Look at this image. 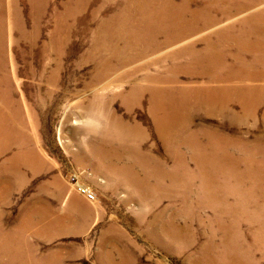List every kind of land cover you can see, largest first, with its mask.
<instances>
[{"label":"rangeland","instance_id":"rangeland-1","mask_svg":"<svg viewBox=\"0 0 264 264\" xmlns=\"http://www.w3.org/2000/svg\"><path fill=\"white\" fill-rule=\"evenodd\" d=\"M6 1H3L4 5ZM118 2L45 0L41 18L33 21L30 1L16 0L17 19L21 27L14 28L9 25L7 17L4 19V54L10 90L13 92L10 103L20 108L14 117L22 130L12 136L9 148L0 152V242L6 244L0 248L2 264H17L11 259L13 254H19V264L26 261L30 264H205L199 259V251L213 230L211 220L207 222L208 217L212 219L210 212L202 211L201 214L196 210L200 223L186 221L181 214L179 194L166 193L157 205L144 203L112 169L114 165L122 166L124 161L118 164L98 161L89 150L91 144L106 151L119 149L122 145L128 149L130 138L126 139L125 135L136 122L147 136L142 143V152L147 157L160 160L158 165L164 170L171 168L169 154L155 135L152 118L147 113V97L141 107L127 112L121 100L113 96L126 91V84L114 83L108 88L103 83L91 81L93 64L85 62V57L91 49L95 27L101 21L105 30H109L110 24L106 22L118 11ZM199 4L193 3L195 6ZM156 8H152L153 12L147 17L133 16L131 34L143 39L147 27L154 32L150 25L164 19L162 7ZM247 15H240L228 23L225 21L223 26L241 21L244 18H240ZM113 18L115 20L120 16ZM124 20L127 23V17L121 19ZM189 22L192 21L185 16L184 25ZM59 24L62 30L58 37L62 36V32L63 44L59 42L45 54L43 48ZM238 31L244 34L246 47H220L225 33H217L214 51L239 56L249 46L264 41V34L256 32L250 36L248 33L253 30L249 31L245 23ZM209 32H204L196 40L212 36L213 31ZM23 33L30 37L23 36ZM258 50L261 52L252 56L249 65H235L243 66L246 72L259 67L263 69L264 42ZM175 51L170 50V55ZM199 56L200 52L191 58L185 56L182 64L173 69L196 72L190 62L198 60ZM222 66L216 67L221 69ZM180 81L188 80L180 76ZM170 85L163 90H169ZM165 94L167 92L156 97L157 100L161 101ZM106 102L110 104L108 108ZM235 111L238 110L235 108ZM260 114L257 120L242 121L241 115L224 110L199 112L191 116L195 119L189 131L201 140L197 161H208L206 166L213 170V181L218 180V184L226 187V196L231 200L229 209H239L237 214L250 217L248 224L240 220L239 232L245 248L251 251L253 264H264L263 256L250 240L252 231L257 233L252 227L258 229L256 222L264 220H259V212L246 210L247 203L262 200L258 193L248 192L259 184V162L264 163V124L259 120ZM208 131L212 137L206 136ZM207 138H212L210 144ZM215 140L217 142L212 144ZM218 149H223V158H216L215 154L221 155V152L215 151ZM180 153L185 157L189 154L186 148H181ZM13 157L18 168L5 169L14 163ZM246 161L258 163L246 166ZM72 175L94 193V200L88 201L76 192L70 183ZM235 180L241 184L237 185ZM168 185L164 181L165 188ZM193 198L198 199V195L194 194ZM156 218L159 223L154 221ZM171 225L178 227H175L176 230L168 229V233L157 229ZM182 226L192 230L194 239L190 240L187 249V243L183 239L178 240ZM219 240L220 237L215 238V243Z\"/></svg>","mask_w":264,"mask_h":264},{"label":"bare ground","instance_id":"bare-ground-1","mask_svg":"<svg viewBox=\"0 0 264 264\" xmlns=\"http://www.w3.org/2000/svg\"><path fill=\"white\" fill-rule=\"evenodd\" d=\"M3 1L0 0V152L8 149L12 136L22 130L14 117L20 108L10 103L13 92L10 90L11 82L6 70L7 59L4 54L6 46L2 33L5 17L9 25L14 28L21 27V22L17 19L19 13L15 7L16 0H5L6 5ZM29 1L33 21L40 19L45 0ZM193 3L200 4L195 6ZM117 4L119 8L113 13L115 14L113 17L120 16V18L114 20L111 17L109 21L102 22L110 24L107 28L109 30H105V24L101 25V21L100 23L98 21L95 27L91 49L85 57V62L93 64L94 75L91 81L103 83L107 87L114 83L126 84V91L123 90L113 96L121 100L127 112L141 107L143 99L147 97L149 102L147 113L152 118L155 135L166 149L165 152L169 154L171 168L164 170L158 165L160 160L147 157V154L142 152V143L146 141L147 136L140 124L136 122L125 135L126 139L128 136L130 138L131 145L128 149L122 145L119 149L111 148L106 151L91 144L92 146L89 147L91 154L98 161H111L115 164L124 161L122 166L114 165L112 169L121 178L123 184L138 194V197H141L146 204L157 205L161 196L166 193L179 194L181 214L186 221L198 222L199 214L197 213L210 212L212 219L206 218L207 222L211 220L210 226L213 230L208 234L206 242L200 246L199 259L202 263L253 264L251 251L245 248L244 239L239 232L240 220L248 224L251 222L250 217L237 214L239 209L236 211L229 209L231 200L226 196L228 194L226 187L218 184L216 182L218 180L213 181V170L206 166L208 161L207 163L197 161L201 140L189 131L195 119V116L191 117L192 115L212 110L237 113L241 115L242 121L257 120V115L261 112L259 120L264 124V68H253L252 72H246V69L245 71L242 69L243 66H240V69L235 65L248 64L252 56L261 52L258 47L260 48L264 41L245 48L244 53L239 56L214 51V41H216L214 38L217 33H225L224 40L219 43L220 47L241 49L246 47L248 45L246 38H243L244 34L238 31L243 23L249 26V31L253 30L252 33H248L250 36L256 32L264 34V8L261 9L264 7V0H177L176 2L174 0H119ZM155 7L156 9L162 7L164 19L158 16L161 21L156 25H150L154 28V32L147 27L143 39L136 38L131 34V28H133L131 19L136 15L147 17L151 15L152 8ZM245 13L249 15L240 18H244L243 20L223 26L225 21L228 23ZM185 16L192 22L184 25ZM125 17H127V23L125 20L121 21ZM58 21L60 22L59 18ZM34 30H36V21ZM61 30L59 24V28L50 34L49 41L43 48L45 54L59 42L63 44V33L61 32L62 36L58 37ZM208 31H213V35L196 40ZM233 32H235L233 35L239 34L236 37H229ZM34 33L35 31L33 35ZM22 35L30 37L29 34ZM182 44L185 48H180ZM170 50L176 51L170 55ZM199 52V59L190 62L196 72L173 69L182 64V58L185 56L191 58ZM165 53L167 55H164ZM263 62L262 65H264ZM164 63L168 65L165 67ZM217 65L223 66L220 69L216 67ZM180 76L186 77L188 81L181 82ZM111 77L114 79L110 80ZM52 78L55 79L54 76ZM168 84H171L170 89L163 90ZM149 87L153 89H148ZM164 92L167 94L162 97L160 105L161 101L156 97H160ZM109 105L106 102L107 108ZM235 108L238 111H235ZM233 119L235 120L236 117ZM207 135L211 136V132L208 131ZM211 139L207 138V143L210 144ZM216 142L215 140L212 144ZM181 148L188 150V156L185 157L180 153ZM215 151L221 152V155L215 154L216 158L224 157L223 149ZM12 161L14 163L5 169L18 168L15 157ZM257 163L258 161H246L244 165L254 166ZM259 165V184L254 185V189H249L248 192L258 193L262 200L247 203L246 210L259 212V220H264V163L260 161ZM164 181L169 183L167 188L164 186ZM235 181L237 185L241 184L239 180ZM194 194L198 195V199L194 200ZM196 210L199 212L196 213ZM200 218L202 220V217ZM154 221L159 223L157 218ZM256 225L258 229L256 227L252 229L257 233L252 231L250 240L264 258V222H256ZM175 227L171 225L157 229L168 233V229L176 230ZM179 230L178 240L183 239L187 243V246L185 245L187 249L190 247V240H194L192 230L188 226ZM217 237H220V240L216 244ZM17 240L20 239L17 238ZM5 246L4 242H0V248ZM11 259L19 264L20 256L13 254ZM25 264L30 262L26 261Z\"/></svg>","mask_w":264,"mask_h":264},{"label":"built area","instance_id":"built-area-1","mask_svg":"<svg viewBox=\"0 0 264 264\" xmlns=\"http://www.w3.org/2000/svg\"><path fill=\"white\" fill-rule=\"evenodd\" d=\"M70 183L74 186L76 192L86 200H94V193L88 187L82 185L75 175L70 177Z\"/></svg>","mask_w":264,"mask_h":264}]
</instances>
